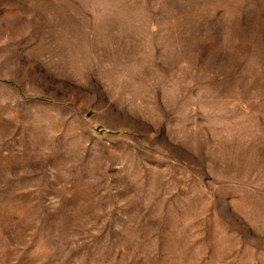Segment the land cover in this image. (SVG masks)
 <instances>
[{
	"label": "rangeland",
	"instance_id": "374dc122",
	"mask_svg": "<svg viewBox=\"0 0 264 264\" xmlns=\"http://www.w3.org/2000/svg\"><path fill=\"white\" fill-rule=\"evenodd\" d=\"M0 264H264V0H0Z\"/></svg>",
	"mask_w": 264,
	"mask_h": 264
}]
</instances>
